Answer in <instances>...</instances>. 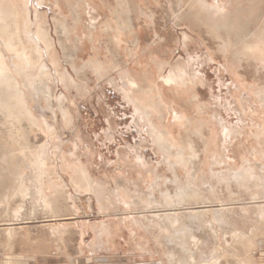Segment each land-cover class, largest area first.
I'll return each mask as SVG.
<instances>
[{
    "label": "rangeland",
    "instance_id": "374dc122",
    "mask_svg": "<svg viewBox=\"0 0 264 264\" xmlns=\"http://www.w3.org/2000/svg\"><path fill=\"white\" fill-rule=\"evenodd\" d=\"M1 8L0 264H264V0Z\"/></svg>",
    "mask_w": 264,
    "mask_h": 264
},
{
    "label": "bare ground",
    "instance_id": "6f19581e",
    "mask_svg": "<svg viewBox=\"0 0 264 264\" xmlns=\"http://www.w3.org/2000/svg\"><path fill=\"white\" fill-rule=\"evenodd\" d=\"M89 4V3H88ZM87 4V5H88ZM90 5V4H89ZM217 7V9L218 10H220L221 9V7L218 5V6H216ZM93 9V8H92ZM88 10H89V8H88ZM88 10H87V12H88ZM12 12H13V14H17L18 13V9L17 8H12V10H11ZM89 13V12H88ZM0 15L1 16H5L3 19H5L7 16L8 17H10L11 16V12L9 11V13H8V15H7V13H6V11H5V9L3 10V8H1L0 9ZM12 17V16H11ZM88 18V17H87ZM3 19H0L1 21H3ZM90 19V18H89ZM4 21H7V20H4ZM107 22V21H106ZM95 23V22H94ZM93 24V23H92ZM5 29L7 28V26H5L4 27ZM29 31V30H28ZM28 31H27V33H28ZM38 34H39V36L42 38V40L43 41H45L48 45H49V40L47 39V35H46V31L44 30V28H43V26L41 25H39L38 26ZM31 38H32V36H31ZM36 42H37V40H36ZM10 45H11V43H10ZM36 47L37 48H39V45L38 44H36ZM51 48V47H50ZM40 49V48H39ZM39 49H37V50H39ZM26 59L28 58V56L26 55V57H25ZM0 62H1V64H0V79H7L8 81H11V82H13L14 81V83H16L15 82V76H13V74H11V70H9V67H8V65H7V61L3 58V56H2V53L0 52ZM44 69L45 68H47L45 65H44V67H43ZM185 69V68H184ZM186 70V69H185ZM185 70H181L180 72H171L169 75H167V77L165 78V82L168 84V85H176L177 87H181L182 85H186L187 84V79H188V77H187V72L185 71ZM173 71V70H172ZM191 77V76H190ZM129 80V79H128ZM181 83V84H180ZM183 83V84H182ZM127 84H129V89L131 90V89H133V87H135L136 88V80H134V79H130L129 81H128V83ZM157 86V85H156ZM155 85L154 86H152V88H151V90L153 89H155V88H157ZM194 86V85H193ZM151 87V86H150ZM154 87V88H153ZM195 87V86H194ZM194 87H192V89L194 88ZM129 89H127V90H129ZM129 90V91H130ZM152 90V91H153ZM129 93V92H128ZM130 95V94H129ZM133 101V100H132ZM163 101V100H162ZM136 102V101H135ZM172 105V104H171ZM148 106H145V111L149 114V112H151L150 111V109L149 108H147ZM140 109V108H139ZM142 110V109H141ZM144 110V109H143ZM154 110V109H153ZM171 114H172V117L175 119V121H179L180 123H184V122H182L183 121V119H184V117L182 116V114H180V112H178L177 111V109H176V107H175V105H172V107H171ZM150 116H151V114H149ZM147 116V115H146ZM148 117V116H147ZM151 121V120H150ZM152 122V121H151ZM152 124H153V122H152ZM152 128V127H151ZM153 129H154V131H156V133L158 134V137L160 138V139H163L164 138V135H163V131L162 130H159L155 125H153Z\"/></svg>",
    "mask_w": 264,
    "mask_h": 264
}]
</instances>
